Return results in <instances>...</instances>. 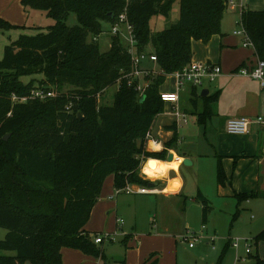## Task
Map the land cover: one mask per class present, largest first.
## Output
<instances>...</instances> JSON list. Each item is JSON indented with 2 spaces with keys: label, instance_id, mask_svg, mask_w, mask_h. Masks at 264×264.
<instances>
[{
  "label": "trees",
  "instance_id": "trees-1",
  "mask_svg": "<svg viewBox=\"0 0 264 264\" xmlns=\"http://www.w3.org/2000/svg\"><path fill=\"white\" fill-rule=\"evenodd\" d=\"M176 1L178 22L154 33L153 17L169 15ZM22 4L26 11H45L54 23L6 45L0 60V227L8 230L0 239V264H63L66 247L99 256L103 250L86 227L104 183L113 175L116 188L147 186L150 180L141 173L142 160L167 159L168 149L178 140L176 132L163 150H147L146 136L165 110L160 87L166 75L191 62L194 41L208 43L222 34L227 0H22ZM72 12L78 17L76 25L67 23ZM123 12L134 27L138 51L155 54L163 71L144 78L150 83L143 95L136 89L138 80L129 84L124 78L132 70V59L119 37H112L107 51L94 40L104 32L105 22L115 23ZM243 23L258 58L264 60V10L247 8ZM18 27L0 18V32ZM33 74H43L42 84L56 89L57 96L31 98V91L42 87L35 79L25 83L22 77ZM119 79L113 103L100 105L99 95ZM65 87L67 91L61 92ZM14 95L28 100L14 102ZM204 99L200 124L212 117L214 98ZM218 181H226L221 164ZM250 196L237 194L239 202ZM199 198L207 213V199L201 194ZM239 211L238 207L235 216ZM255 240H264V231ZM152 257L143 264H157ZM248 258V264H264L257 254L249 253Z\"/></svg>",
  "mask_w": 264,
  "mask_h": 264
},
{
  "label": "rangeland",
  "instance_id": "rangeland-1",
  "mask_svg": "<svg viewBox=\"0 0 264 264\" xmlns=\"http://www.w3.org/2000/svg\"><path fill=\"white\" fill-rule=\"evenodd\" d=\"M17 2V5L21 6V2L18 0ZM0 6L3 7L1 11H6L11 6V2L8 5L1 3ZM245 6L256 10L264 9V0H245ZM10 18L14 22L13 25L19 27L1 32L0 60L4 56L6 45L23 34L35 35L44 31L47 26L54 23V19L45 11L37 9L28 11L20 9L15 17L10 16ZM179 18L180 3L176 1L169 15L153 17L152 30L156 33L169 28L177 23ZM240 20L238 10L228 8L222 22V34L214 36L209 43L196 41L193 45L194 52L210 50L214 58L218 57L223 44L227 41H239L242 38L233 34L235 29L242 27ZM67 23L78 24L76 12L69 15ZM114 25L108 22L103 24L104 32L98 37V44L103 51L109 50L111 46L112 37L115 36L111 32ZM118 29L120 33L117 36L122 44L128 47L130 35L127 24H119ZM223 55L230 57L231 54L226 51ZM194 60L197 59L194 58ZM42 76L43 74L26 75L22 77V80L28 83L35 79L36 86L51 88L49 85L42 84ZM174 81L175 78L171 74L166 75L162 88L174 89ZM215 84L216 81L206 82L203 86H199V92L206 88L212 90ZM67 89L65 87L61 92ZM117 89V84L110 86L99 98V104H112ZM53 90L58 94L56 89ZM188 118L193 126L197 123L194 116L189 115ZM160 120L161 118L158 121ZM204 131V127H199L195 134L191 133L187 138L184 137L183 143H175L179 153L181 149L185 151L187 147L197 152L203 151V160L199 168L201 169L202 165V170L206 172L205 175L202 174L203 182L199 179L200 182L197 183L189 169H185L183 172L187 182L185 190L182 194L168 198L156 194L117 193L113 175L108 176L102 188L100 200L95 205L87 223V229L92 233L93 240L98 234L105 236L102 243H96L103 253L96 256L66 247L63 252V264H143L152 256L153 260L158 259L157 264H248L251 262L248 258L249 251L263 258L264 245L260 243L263 240L257 243L255 237L260 231L257 230L258 224L264 223V200H255L251 204L244 203L240 206L237 216H235L236 202L233 206L229 204L223 207V199L213 191L216 181L215 168L212 172L210 171L212 164L215 166L217 161L216 149L210 144L211 132ZM143 166L141 164V173L150 178L151 176L143 170ZM130 185L132 188L141 186ZM201 185L205 189H201L203 195L209 200L210 209L207 213H205L203 202L197 196ZM117 217L122 218L123 221L118 222ZM7 233V229L0 227V239H4ZM234 242H237L238 246H234ZM190 243H193V246H190Z\"/></svg>",
  "mask_w": 264,
  "mask_h": 264
},
{
  "label": "crops",
  "instance_id": "crops-1",
  "mask_svg": "<svg viewBox=\"0 0 264 264\" xmlns=\"http://www.w3.org/2000/svg\"><path fill=\"white\" fill-rule=\"evenodd\" d=\"M18 1L21 2V6L17 5V0H8L7 2L6 0H2L1 3L5 5L11 2V6H9L6 11H1L3 7L0 6V18L13 24L14 22L11 20L10 16L15 17L20 9L23 11L25 10L22 0ZM17 8H19L18 12ZM248 9L251 8L248 6ZM195 42L196 41L193 42V45ZM242 44V38L239 39V41H227V43L221 46L220 55L216 58L213 57V53H211L210 50L205 52H194L193 49V59L196 58L199 61H209L219 64L223 70L222 75L216 80L214 89L211 90L206 88L208 90V94H206L208 95V99L214 98L211 103L212 117L205 124L199 125L198 116L204 110L206 102L204 97L206 95L202 96V92H199V88L187 86L180 91V106L188 116H194L197 123H195L194 126L191 124V121L184 125H182V123L179 125L176 124L173 116L170 114L171 105L166 104L164 112L158 115L152 129V134L158 143L155 147L153 144L151 145L152 142L147 145V150L149 151H161L165 148V143L173 137L175 132L178 135L176 143L180 142L181 144L183 143L184 137L187 138L191 133L195 134V131L199 130V127H204L205 133L210 131V144L216 149L215 157L217 159L215 166L212 164V170L210 168L211 172L213 168H215L214 171L216 174L213 191L219 198L223 199V207L229 206V204L233 206V203L236 202L237 209L244 203L251 204L255 200H264V88H262L259 81L256 79L234 73L239 66L254 64L258 59L255 48H248ZM222 47L224 48L222 49ZM226 51L231 54L230 57L223 55ZM142 66L147 69L158 68L157 64L149 61L145 62ZM175 82L176 80L173 84L174 89H164L161 86L160 91H175ZM201 101L202 103H200ZM241 116L252 119L250 132L244 135L227 132V121L231 118ZM159 118H161L160 121H158ZM259 118H261V120H258ZM173 125H175L174 129L170 128V126ZM157 145H159V148H157ZM174 145L173 148L168 150L174 153L175 159L178 158L181 160L178 167L168 168L166 171L154 169L147 164V161L156 158H148L143 166V170L148 173L147 175L151 176L150 178L146 176L147 179L149 178L150 183L144 187H155L157 191L154 193L134 192L131 194H156L158 196L164 195L168 198L182 194L187 183L183 174L185 169H189L197 183L199 179L203 182V175H205L206 172L204 173L205 170H202V165L201 169H199L200 162L203 160V151L197 152L187 147L184 149L185 151L181 149L183 153L182 151L179 153V149ZM156 160L170 162L167 159ZM185 160H188L187 164L184 163ZM220 164L226 175L224 184H220L218 181V166ZM211 172L210 175H212ZM150 184L153 185L150 186ZM134 188L137 190L139 187ZM201 189L205 190L202 185L199 186L197 192L198 198L199 194L204 196ZM237 194H253V196L239 202ZM111 199H114V197H111ZM207 201L209 204L208 199ZM257 230H260L258 231L259 233L264 231V223H259ZM260 243L264 245V240ZM64 251L65 248L63 249V252ZM156 260L158 262V259ZM151 261H154L153 257Z\"/></svg>",
  "mask_w": 264,
  "mask_h": 264
},
{
  "label": "built area",
  "instance_id": "built-area-1",
  "mask_svg": "<svg viewBox=\"0 0 264 264\" xmlns=\"http://www.w3.org/2000/svg\"><path fill=\"white\" fill-rule=\"evenodd\" d=\"M227 7L238 10L241 20L240 23L242 25L241 28H237L233 31L234 35L241 36L243 38L244 46H252L254 48V44L249 37L247 30L243 23V14L246 11L247 7L245 6V0H227ZM125 23L129 29L130 35V44L127 48L128 54L132 59V70L124 75V78L128 79L129 84H133L136 80H138L136 84V89L139 91L140 95H143L149 86L150 81L145 80L147 76L156 75L159 72H163L160 69L155 68H143V64L147 61L157 64V56L150 52H139L137 47V40L134 34V27L131 22L128 20L126 12L120 14L111 31L115 35H119L120 30L118 29L119 24ZM1 35V32H0ZM95 41H98V37L94 38ZM223 73L222 67L219 64L209 62V61H197L192 59L191 62L186 65L183 69L175 71L171 75L175 77V91H160V97L162 101L166 104L171 105L170 114L173 116L176 124H187L189 122L188 114H186L180 106V91L185 89L187 86H192L194 88H199V86H203L206 82H215ZM236 74L244 77H250L259 81L262 88H264V60L258 58L254 64H246L239 66L235 72ZM118 89L121 86V79L117 81ZM117 89V90H118ZM57 93L53 89H43L36 88L31 91V98H39L41 100H45L47 98L56 97ZM101 96L99 95V98ZM28 100V97H18L16 95L13 96L14 102H25ZM11 115V113H9ZM258 120H261L259 118ZM252 123V119L246 116H241L237 118H231L227 121L226 130L231 134H239L244 135L250 132V125ZM147 145L152 142L157 144V140L152 134V130L147 134ZM147 160V159H146ZM146 160H142V164L144 165ZM157 191L155 187H139L137 190L131 187L130 184L123 188H117V193H154ZM118 222H122V218H117ZM189 237V236H186ZM105 240V236L98 234L94 242L99 244ZM112 240V239H111ZM234 246H238L237 242L233 243ZM190 246H193V243H190ZM249 251V250H248ZM248 253H251L249 251ZM241 259L240 257L238 258Z\"/></svg>",
  "mask_w": 264,
  "mask_h": 264
},
{
  "label": "bare ground",
  "instance_id": "bare-ground-1",
  "mask_svg": "<svg viewBox=\"0 0 264 264\" xmlns=\"http://www.w3.org/2000/svg\"><path fill=\"white\" fill-rule=\"evenodd\" d=\"M154 145V147L156 146V144L155 143H151V145ZM175 159V155H174V158H173V160ZM148 160V159H147ZM172 161V160H171ZM167 162V161H158V160H156V159H149L148 161H147V164L150 166V167H152V168H154V169H157V170H161V171H166L168 168H173V167H171V165H178L179 164V162L181 161L180 159H178V158H176L174 161H172V162ZM153 164H155V167H153L152 165Z\"/></svg>",
  "mask_w": 264,
  "mask_h": 264
},
{
  "label": "water",
  "instance_id": "water-1",
  "mask_svg": "<svg viewBox=\"0 0 264 264\" xmlns=\"http://www.w3.org/2000/svg\"><path fill=\"white\" fill-rule=\"evenodd\" d=\"M206 94H208V90H207V89H203V90H202V96H205ZM144 98H145V96H143L141 100L143 101ZM8 137H9V135H7V136L5 137V139H8ZM173 158H174V153H173V152H169V153H168V156H167V160H168V161H171V160H173ZM184 163L187 164V163H188V160H185ZM152 185H153V184H150V186H152ZM27 264H30V263H27Z\"/></svg>",
  "mask_w": 264,
  "mask_h": 264
},
{
  "label": "clouds",
  "instance_id": "clouds-1",
  "mask_svg": "<svg viewBox=\"0 0 264 264\" xmlns=\"http://www.w3.org/2000/svg\"><path fill=\"white\" fill-rule=\"evenodd\" d=\"M157 148H159V145H157ZM152 166L155 167V164H153ZM171 167L175 168L178 167V165H171Z\"/></svg>",
  "mask_w": 264,
  "mask_h": 264
}]
</instances>
